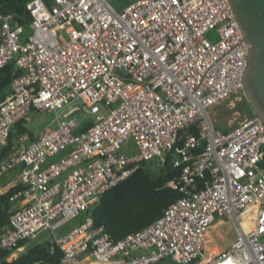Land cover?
<instances>
[{
  "label": "built area",
  "instance_id": "1",
  "mask_svg": "<svg viewBox=\"0 0 264 264\" xmlns=\"http://www.w3.org/2000/svg\"><path fill=\"white\" fill-rule=\"evenodd\" d=\"M26 5L24 43L25 25L0 11V69H23L0 102V151L34 110L54 111L58 126L19 134L1 164L0 178L19 169L10 186H27L12 198L20 205L1 246L51 230L63 264H264V123L247 117L224 130L211 113L245 89L249 45L227 0H137L121 12L109 0ZM169 156L181 172L168 185L181 196L145 228L115 239L88 214L57 233L143 161ZM215 223L237 237L206 254Z\"/></svg>",
  "mask_w": 264,
  "mask_h": 264
},
{
  "label": "trees",
  "instance_id": "2",
  "mask_svg": "<svg viewBox=\"0 0 264 264\" xmlns=\"http://www.w3.org/2000/svg\"><path fill=\"white\" fill-rule=\"evenodd\" d=\"M28 1L0 0V11L14 13L16 18L27 26L32 20V15L26 5ZM46 1L50 2L51 0ZM22 73L23 69L19 68L15 62L0 69V102L10 94L14 79ZM241 109L249 117L256 116L247 100L243 102ZM26 121L23 120L16 124L8 144L1 149L0 169L2 162L13 152L17 136L30 131L25 125ZM84 129L81 128V130ZM189 131L196 133L197 128L191 127ZM152 162L143 161L134 174L105 192L97 204L83 213L85 218L90 214L94 219L95 226L104 227L115 239L140 231L159 218L164 210L181 196L179 190L168 185V182L177 176L181 169L174 165L171 156L164 164L159 165V170L155 173L151 167ZM18 170H14V175ZM26 187L22 183H16L10 186L6 192L0 193V235L3 229L9 226L11 216L18 210V206L15 205V200L12 198ZM28 241L22 240L10 249L2 247L0 244V264H63L62 249L48 239L35 243L17 257L10 259L11 254Z\"/></svg>",
  "mask_w": 264,
  "mask_h": 264
},
{
  "label": "rangeland",
  "instance_id": "3",
  "mask_svg": "<svg viewBox=\"0 0 264 264\" xmlns=\"http://www.w3.org/2000/svg\"><path fill=\"white\" fill-rule=\"evenodd\" d=\"M136 1L137 0H109V2L113 5V7L119 12H121L125 7ZM32 33L33 31L31 26L30 25L25 26L24 33L21 36V42L24 43L25 41H27L29 36L32 35ZM245 100H247L245 95L241 97H231L212 107L211 113L216 125L219 126L220 128L231 129L237 124H239L241 121L249 117V115L241 109V106L243 105V102ZM117 104L118 103H114L113 106H116ZM103 109L106 110V108L104 107ZM63 114L64 112L60 113V120L64 119ZM25 125L27 129L36 133V132H41L48 129L56 128L58 126V120L56 113L54 111L34 110L28 117ZM124 150L127 153H132L136 151V147L132 140L125 142ZM61 155L62 154L60 153L53 157L48 158L46 164L54 162L55 160L59 159ZM151 167L153 168V172L155 173L158 172L160 166L152 162ZM13 176H14V170H9L1 177L2 181L0 182V186L3 188L0 190V193L7 191L9 186L12 184L11 182H9V180H11ZM19 201L20 198L15 199L14 203L16 206H19L20 203ZM84 218L85 215L82 213L77 217L69 220L66 224H64L62 227L57 229V233L61 235L71 230L72 228L80 224L81 221L84 220ZM220 219L221 218L217 217L218 221ZM51 235H52V231L47 230L43 232L39 237L29 240L24 245L23 248H19L14 253H12L10 259L17 257L19 254L26 251L35 243L50 238ZM236 237H237V233L235 232V230L233 229L230 223H215L214 226L208 229L205 235L206 254L207 252L209 253L211 251L216 252L218 250L219 252H223L224 250L230 247L231 243L236 239Z\"/></svg>",
  "mask_w": 264,
  "mask_h": 264
},
{
  "label": "water",
  "instance_id": "4",
  "mask_svg": "<svg viewBox=\"0 0 264 264\" xmlns=\"http://www.w3.org/2000/svg\"><path fill=\"white\" fill-rule=\"evenodd\" d=\"M249 45L247 68L242 73L244 95L253 112L264 123V0H227ZM217 41L216 29L208 31Z\"/></svg>",
  "mask_w": 264,
  "mask_h": 264
},
{
  "label": "crops",
  "instance_id": "5",
  "mask_svg": "<svg viewBox=\"0 0 264 264\" xmlns=\"http://www.w3.org/2000/svg\"><path fill=\"white\" fill-rule=\"evenodd\" d=\"M62 155L61 156H63L64 155V153H61ZM53 157V156H52ZM50 164V163H49ZM46 165H48V164H46ZM9 182H11V181H9ZM20 205V204H19ZM19 207V206H18ZM24 247V246H23ZM23 247H21V248H23ZM93 264H95L94 262H92Z\"/></svg>",
  "mask_w": 264,
  "mask_h": 264
},
{
  "label": "bare ground",
  "instance_id": "6",
  "mask_svg": "<svg viewBox=\"0 0 264 264\" xmlns=\"http://www.w3.org/2000/svg\"><path fill=\"white\" fill-rule=\"evenodd\" d=\"M93 264V263H92Z\"/></svg>",
  "mask_w": 264,
  "mask_h": 264
}]
</instances>
